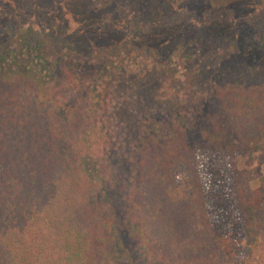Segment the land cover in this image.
<instances>
[{
  "label": "trees",
  "instance_id": "trees-1",
  "mask_svg": "<svg viewBox=\"0 0 264 264\" xmlns=\"http://www.w3.org/2000/svg\"><path fill=\"white\" fill-rule=\"evenodd\" d=\"M79 2L57 43L31 30L38 14L0 2V264H120L108 245L121 232L140 264L234 259L205 214L196 152H264V0ZM43 6L40 25L72 15ZM125 115L137 131L126 147ZM218 170L244 234L239 264H262L264 175L250 189Z\"/></svg>",
  "mask_w": 264,
  "mask_h": 264
},
{
  "label": "rangeland",
  "instance_id": "rangeland-1",
  "mask_svg": "<svg viewBox=\"0 0 264 264\" xmlns=\"http://www.w3.org/2000/svg\"><path fill=\"white\" fill-rule=\"evenodd\" d=\"M25 1H27L29 4H27ZM79 1L80 0H0L3 5L9 4L12 5V7L14 5V7L20 10H24L26 12V15H29L32 11L35 14H38V16L40 17V13H42V11L48 10L46 7L43 6L44 4H51V2H55L57 5L62 4V6H65V8L69 12H71V16L73 17H71L69 14H66L67 16L61 15V19L59 17L56 19L53 17L52 20H46L45 23H43L42 25H40L39 20L44 18L39 17L34 21L33 27L31 28V30H35L37 27L41 26V28H44L46 31L44 34L49 36L50 39L52 38L55 43L62 39L61 35H63V37H68L72 35V18L78 17L80 19V15L78 12L82 10V6ZM117 2L122 3L123 0H117ZM1 8H3V6ZM58 14L60 15L61 13L58 12ZM18 15L21 17L23 16L21 14ZM85 17L86 15H83V18ZM66 26L67 28H65ZM69 28L71 29L69 30ZM26 31L29 32V28ZM88 36L89 33L87 34V37ZM28 40L29 42H31L29 38ZM98 55L102 56L104 54H99L97 51L91 53L93 61H96L98 58H100V56L98 57ZM118 83H123V80L119 78ZM116 88L117 92H119L120 90H122V84L121 86H118ZM202 98L203 97L201 96H196L194 98V102L199 103V99ZM126 116L127 115L124 116L126 127L125 129H127V126L129 128L125 133H128L127 137L124 134L125 138L122 141L124 147H126L127 145V142H125L126 138H128V141L130 143L132 136L137 134V131L135 130V125L133 126V124H131L128 120L129 118ZM122 117L123 115L120 113V118ZM188 120L189 119L187 118L185 120V124L187 126L186 140L190 145L197 144L198 142L195 137V132L191 128L190 123L187 122ZM125 150L126 148H124L122 152L117 155L116 158V161L120 163L118 168L119 173L117 176L119 177L117 183L118 187L120 183L122 184L121 181H124L126 179V175L129 171V165L126 160L127 156L125 155L127 150ZM223 153L224 145H221L219 148H217L215 152H205L202 150H198L196 152V162L198 168L197 175L204 195V211L211 225L212 232L214 236L221 239L222 241L227 240L229 242V245L231 247L230 251L234 256V259H231L220 251L217 253L215 264H239L238 260L242 254V249L244 248V234L239 221L233 213L234 210L231 204L226 199V185L219 173L218 167L220 164H227L228 169L232 171H242L244 173L248 187L250 189H254L256 187V181L258 177L264 175V152L245 154L236 153L233 155V157L228 158L226 162L222 161ZM120 156L121 158H119ZM182 173L183 172L180 169H178L175 173L179 182L182 181ZM113 197L115 200L117 197L116 194L113 195ZM99 199L100 198H97V204L100 201ZM256 229L262 246L260 249L261 263L264 264V207L259 213ZM108 248L117 255L120 264H140V257L137 251L138 249H136V245L130 238L127 237L126 233H119L118 239L111 241L110 245H108Z\"/></svg>",
  "mask_w": 264,
  "mask_h": 264
}]
</instances>
